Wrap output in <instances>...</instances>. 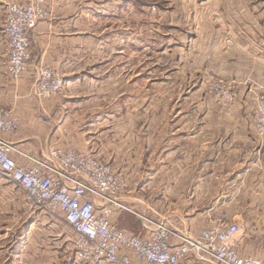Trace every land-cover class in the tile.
<instances>
[{
  "label": "rangeland",
  "instance_id": "1",
  "mask_svg": "<svg viewBox=\"0 0 264 264\" xmlns=\"http://www.w3.org/2000/svg\"><path fill=\"white\" fill-rule=\"evenodd\" d=\"M88 1L101 12L91 14V49L84 68L70 74L72 69L61 73L43 61L31 66L30 29V58L17 81L6 70L7 5L37 4L41 16L36 27L50 18V0H8L3 10L5 78L22 90L27 109L21 120L13 107H1L12 111L20 135L21 121L29 129L36 123L45 144L39 155L52 145L78 148L70 137L74 130L84 132L87 141L94 137L91 153L107 151L99 157L111 165V149L118 153L119 144H132L141 162L133 174L113 167L127 184L135 178L137 189L147 196L150 166L162 161L168 141L178 149L264 148V0ZM81 65L78 61L75 66ZM43 70L58 74L62 83L57 92H43ZM170 156L175 160L178 154ZM177 161H193V156L181 155ZM168 188H159L157 195L169 194ZM234 220L240 229L237 252L252 256L242 253V220ZM0 264L99 263L82 253L63 218L45 216L0 174Z\"/></svg>",
  "mask_w": 264,
  "mask_h": 264
},
{
  "label": "crops",
  "instance_id": "2",
  "mask_svg": "<svg viewBox=\"0 0 264 264\" xmlns=\"http://www.w3.org/2000/svg\"><path fill=\"white\" fill-rule=\"evenodd\" d=\"M7 1L0 0V106L13 107L23 120L27 109L26 99L20 94L22 90L18 87L14 89L5 78L3 67L5 41L2 37V23ZM49 4L50 18L30 30V65L35 67L38 62L43 61L58 68L61 73L72 69L70 74H77L80 67L84 68L86 56L89 61L91 14L101 11L96 9V4L88 0H50ZM234 9L232 6L229 10ZM78 61H81L82 65L76 68ZM23 80L21 85L25 83ZM97 121L99 123V120ZM83 133L74 130L70 137L78 141L77 149L94 151V137L87 141ZM42 137L44 135H38L36 123L30 125L29 129V126H24L21 121L20 137L12 139L6 136V139L12 141L18 149L39 155V151L45 147ZM169 142L163 147L162 161L150 166L148 195L144 196L137 189L135 178H132L128 181L127 190L118 196L136 214L114 211L111 220L129 233L146 237L151 226L142 217L166 220L174 229L191 235H198L201 229L213 222L237 223L234 219L240 218L243 234L242 253L255 256L264 264V148H241L236 152L207 145L178 149L169 147ZM131 146L126 148L122 143L119 144L121 151L118 153L111 149L113 155H110L109 159L115 163L113 165L116 168L125 172L124 174H133L134 168L140 165L137 150L133 151L134 145ZM105 152L107 151L97 150V156L93 155L100 159L99 154L106 155ZM171 154L178 156L172 160ZM187 154L193 156V161H177L181 155ZM129 157H132L131 163L128 162ZM167 186L169 194L162 192L157 195L159 188L161 191V187L165 189ZM131 260L136 262L133 257ZM186 264L218 263L198 260L191 256Z\"/></svg>",
  "mask_w": 264,
  "mask_h": 264
},
{
  "label": "built area",
  "instance_id": "3",
  "mask_svg": "<svg viewBox=\"0 0 264 264\" xmlns=\"http://www.w3.org/2000/svg\"><path fill=\"white\" fill-rule=\"evenodd\" d=\"M43 2L38 0L37 3ZM41 10L31 3H9L3 33L9 46L7 74L15 81L30 58L27 33L35 27ZM40 87L55 93L62 83L52 70L41 71ZM20 137L18 120L0 106V174L19 187L32 204L50 219L63 218L74 233L82 253L93 263L186 264L189 257L218 264H262L236 249L237 223L213 222L191 235L174 229L166 220L142 217L150 226L146 237L134 235L111 220L114 211L136 212L119 195L128 184L110 163L90 151L52 145L46 155L15 147Z\"/></svg>",
  "mask_w": 264,
  "mask_h": 264
}]
</instances>
